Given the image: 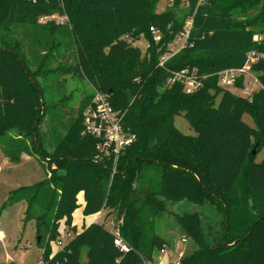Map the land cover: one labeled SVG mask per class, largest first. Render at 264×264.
I'll return each instance as SVG.
<instances>
[{
  "label": "trees",
  "instance_id": "obj_1",
  "mask_svg": "<svg viewBox=\"0 0 264 264\" xmlns=\"http://www.w3.org/2000/svg\"><path fill=\"white\" fill-rule=\"evenodd\" d=\"M156 2L0 0L1 151L15 164L22 154L40 157L50 175L10 192L0 214L27 202L25 222H36L45 264H153L154 254L170 246L157 230L167 212L194 244L180 264H264V157L257 161L264 150V0H187L184 13L156 12ZM56 10H63L71 28L38 24ZM190 18V43L159 66ZM151 28L160 41H153ZM142 37L145 52L134 44ZM66 41L74 44L77 61L66 74L81 75L108 95L123 114L126 135L134 137L118 155L101 152L97 139L83 134L94 96L82 99L64 134L38 129L43 96L27 56L42 48L48 57ZM250 54L261 87L241 96L220 86L219 73L242 68ZM185 69L201 83L193 92L168 83ZM235 87H244V77ZM247 114L255 127L245 121ZM177 116L196 136L176 128ZM14 128L18 134H8ZM36 129L39 143L30 138L32 148L27 136ZM81 195L83 216L105 210V219L115 215L112 229L91 223L77 230ZM181 204L196 211H173ZM205 218L218 226L214 242L207 241ZM66 229L73 237L57 250ZM115 229L129 252L116 247Z\"/></svg>",
  "mask_w": 264,
  "mask_h": 264
},
{
  "label": "rangeland",
  "instance_id": "obj_2",
  "mask_svg": "<svg viewBox=\"0 0 264 264\" xmlns=\"http://www.w3.org/2000/svg\"><path fill=\"white\" fill-rule=\"evenodd\" d=\"M167 9L184 13L186 11V4L181 0H157L155 6L156 12H164ZM48 23H53L55 29L61 26L72 27L63 10H56L52 16L44 21L38 20V24L41 25ZM256 39L259 40V36H256ZM153 41L158 42L160 39H154L153 35ZM134 44L145 52L148 42L145 37H142ZM32 53L34 55L31 54L29 56L28 54L27 63L30 65V69L36 72V79L41 86L39 88L36 83L34 84L43 96L40 114L41 120L38 123V129L50 135L53 132L64 134L66 124L69 122L70 117L76 114L82 99L86 96H94V90L88 80L81 75L72 77L65 72V67L76 65L77 63L76 49L72 42H64L48 57H46L47 55L43 52L42 48H35ZM249 56H252V54ZM191 74H195V71L193 70ZM255 77V73L247 75L245 77V87L243 88L228 87V89L236 95L247 96L250 91L259 89L257 84H253ZM218 101L219 97L216 103ZM244 119L250 126L255 127L252 115L247 114ZM175 126L185 135L196 136L195 129L184 116H177L175 118ZM18 132V129L14 128L8 134L16 135ZM30 138L31 140L33 138L34 143H39L37 129L36 134L32 137L27 136V140H30ZM31 140L29 143L33 148L34 144ZM2 145L3 143L0 141V146L2 147ZM263 157L264 150L257 155V161H261ZM45 162L40 157H29L26 154H22L19 163L13 164L10 167H4L3 173L0 174V207L13 190L18 187L31 186L45 179L49 174ZM109 183L110 181L105 182V187H108ZM27 207V202H18L8 207L7 213L0 216V230L4 232V237L0 238V263L41 264L42 249L38 244L36 236V222L33 219L25 222ZM79 209L75 213V219L76 223L81 227L82 216ZM173 211L179 213L177 207H173ZM114 216L111 215L104 222L105 226L109 229H112L111 222ZM103 218L101 219L102 222ZM157 230L162 237L169 241L170 246L163 252L157 251L154 254L153 264H175L181 261L180 259L192 250L194 244L188 237L186 238L179 227L177 217L173 213L167 212L159 217ZM72 237L73 234L67 235L66 229L62 232L61 241L63 244H66ZM61 247L58 244L55 245L57 250ZM82 258L83 261H86V249L83 250Z\"/></svg>",
  "mask_w": 264,
  "mask_h": 264
},
{
  "label": "built area",
  "instance_id": "obj_3",
  "mask_svg": "<svg viewBox=\"0 0 264 264\" xmlns=\"http://www.w3.org/2000/svg\"><path fill=\"white\" fill-rule=\"evenodd\" d=\"M47 18L48 17H43L41 20L44 21ZM192 27L193 19L190 18L187 21L183 32L177 35L172 42L167 54L160 58L159 66H163L165 61H167L170 57L174 56L188 46L190 43ZM151 32L154 35V39H160V35H158L154 28H151ZM256 60L257 59L254 57V55L249 56L248 61L242 68L229 69L219 73L218 76L220 86L224 88L235 87L237 80L241 77H244L245 85V77L247 75H252V63ZM168 83L170 85L181 83L188 92H193L201 86V83L195 74H191L190 70L188 69L174 73V75L169 79ZM253 84H257L259 88L261 87L257 76L253 79ZM253 91H255V89L250 91L247 96H249ZM122 121L123 114L114 109L111 102L109 101L108 95L99 92L98 90H94V97L84 112L83 134L97 139L98 149L101 152H112L113 154L118 155L123 148L129 146L134 140V137H128L126 135ZM115 173L116 166L112 170V175ZM119 223H121V221ZM114 234L116 236V247L123 252H129L131 248L121 238L119 229H115ZM68 236L70 235L68 234ZM59 245L62 246L63 242H59ZM41 264L45 263L41 262ZM175 264H180V261L176 262Z\"/></svg>",
  "mask_w": 264,
  "mask_h": 264
},
{
  "label": "crops",
  "instance_id": "obj_4",
  "mask_svg": "<svg viewBox=\"0 0 264 264\" xmlns=\"http://www.w3.org/2000/svg\"><path fill=\"white\" fill-rule=\"evenodd\" d=\"M13 164H15V163H13L9 158H7L6 156H4V155L2 154L1 146H0V174L3 173L4 167H10V166H12ZM38 182H39V181H38ZM18 188H20V187H18ZM18 188H17V189H18ZM21 202H26V201H21ZM79 202H80V204H81V207H80L79 211L81 212V216H82L81 227H79V225H78V223H76V219H75V213H76V211H77L78 209H77V210L75 211V213H74V224L77 226V230H78V231H81V230L83 229L84 226H88V225H90L91 223H104L105 221H107V220L109 219V218L105 219L106 214H107V211H105V210H103L102 212L98 213L97 215L90 216V217H84V216H83V213H82V211H83V204H84V200H83V196H82V195L79 196ZM19 203H20V202H19ZM177 208H178V210H179L180 212H183L184 210H188V209H190V206H189V205H186V204H181V205L177 206ZM7 210H8V209H5V210L0 214V216H1L2 214H6V213H7ZM102 217H104V218H103V222L101 221ZM112 222H113V219H112ZM112 222H111V225H112ZM82 225H83V226H82ZM211 227H212V229H211L212 232H213V230H214L216 227L218 228L216 222H212V223H211ZM2 237H4V232L0 230V238H2Z\"/></svg>",
  "mask_w": 264,
  "mask_h": 264
},
{
  "label": "water",
  "instance_id": "obj_5",
  "mask_svg": "<svg viewBox=\"0 0 264 264\" xmlns=\"http://www.w3.org/2000/svg\"><path fill=\"white\" fill-rule=\"evenodd\" d=\"M34 133H35V129H34ZM253 154L255 155L256 154V151L254 150L253 151ZM191 208V212L193 213V212H195L196 211V209L193 207V206H190ZM201 212H202V210H200ZM179 213H181L180 211H179ZM210 220H207L206 218H205V220L203 221L204 222V224H205V227H206V229H207V241H213L214 242V237H213V235H212V227H211V224H209L208 222H209ZM212 223V222H211Z\"/></svg>",
  "mask_w": 264,
  "mask_h": 264
}]
</instances>
